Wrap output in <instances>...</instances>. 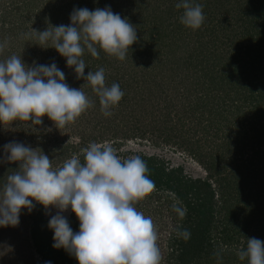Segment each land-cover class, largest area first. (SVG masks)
Masks as SVG:
<instances>
[{"label": "rangeland", "instance_id": "rangeland-1", "mask_svg": "<svg viewBox=\"0 0 264 264\" xmlns=\"http://www.w3.org/2000/svg\"><path fill=\"white\" fill-rule=\"evenodd\" d=\"M180 2L0 0V43L7 41L0 60L15 54L29 66L55 62L65 82L93 101L64 128L46 115L42 125H0V157L3 145L17 141L41 149L56 168L73 155L83 162L90 142H110L121 158L147 163L155 188L136 207L154 222L159 264H248L237 252L248 238L264 240V6L255 2L258 12L250 0H190L203 5L205 17L192 30L180 22ZM105 6L127 18L138 38L123 60L101 49L98 57L82 56L85 75L102 67L106 86L117 83L124 92L110 117L66 58L50 41L38 45L33 31L70 24L74 7ZM18 166L0 162V191ZM33 203L17 226L0 227V264H79L52 247L47 225L58 209L46 213ZM61 214L79 231L70 208Z\"/></svg>", "mask_w": 264, "mask_h": 264}, {"label": "clouds", "instance_id": "clouds-1", "mask_svg": "<svg viewBox=\"0 0 264 264\" xmlns=\"http://www.w3.org/2000/svg\"><path fill=\"white\" fill-rule=\"evenodd\" d=\"M175 7L184 9L181 24L192 30L201 27L203 5L181 0ZM70 21L44 31L33 29L38 45L50 41L49 47L66 58L69 68L74 67L77 79L91 86L102 114L110 117L124 92L117 83L106 86L102 67L85 75L82 56L87 50L98 57L101 49L125 59L138 39L136 28L110 6L74 7ZM6 46V40L0 43V53ZM92 105L81 87L72 88L65 82L55 62L29 66L15 54L0 60V125L4 128L15 121L42 125L45 115L57 129L64 128ZM37 149L17 141L3 145L0 162H19V166L0 191V227L17 226L22 209L30 213L35 201L46 213L50 206L58 209L47 225L54 233L52 247L63 248L79 264H159L154 222L136 207L155 188L144 159L138 155L121 158L110 142H90L82 149L83 162L73 155L53 168L49 156ZM173 207L181 216L185 214ZM69 208L79 220V231L74 232L61 214ZM237 255L240 260L247 258L248 264H264V240L248 238L246 249Z\"/></svg>", "mask_w": 264, "mask_h": 264}, {"label": "trees", "instance_id": "trees-1", "mask_svg": "<svg viewBox=\"0 0 264 264\" xmlns=\"http://www.w3.org/2000/svg\"><path fill=\"white\" fill-rule=\"evenodd\" d=\"M262 1H263V0H261V1H260V0H259V1H256V0H250V2L252 3L251 5H252L254 11H258V12H260V10H261L262 8H261L260 10H257V9L255 8V7H256V3H255V2H260L261 6L263 7V6H264V3H262ZM261 12L264 13V7H263V9H262ZM263 13H262V14H263ZM254 17H255V16H254ZM199 212H200V214L202 213V211H199ZM197 213H198V212H197ZM195 217H197V214H195ZM198 218H199V217H198ZM199 219H201V218H199ZM198 225H199V224H198ZM198 225H197V226H198ZM197 226H196V227H197Z\"/></svg>", "mask_w": 264, "mask_h": 264}]
</instances>
